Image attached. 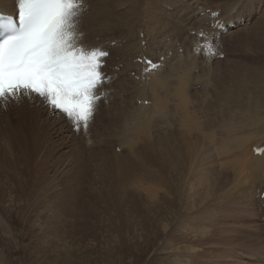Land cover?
<instances>
[{
  "label": "bare ground",
  "instance_id": "obj_1",
  "mask_svg": "<svg viewBox=\"0 0 264 264\" xmlns=\"http://www.w3.org/2000/svg\"><path fill=\"white\" fill-rule=\"evenodd\" d=\"M88 5L79 22L86 42L111 51L107 98L99 101L87 135L38 98L13 102L25 110L24 127L38 146L0 171V225L9 228L14 210L35 212L31 222L40 219L53 233L65 224L70 231L90 225L84 218L93 216L98 202L81 182L96 170L98 183L108 181L119 197L110 221L123 219L120 245L129 241L131 262L137 248H152L169 253L163 258L173 264H264V152L255 153L264 146V0H235L233 6L207 0ZM17 9V0H0L2 12ZM207 9L221 10L219 19L237 25L235 17L247 16L246 10L255 15L247 19L245 34L236 26L220 36L255 48L252 62L213 60L202 57V48L179 47L188 41L186 26H207L210 15H201ZM144 56L165 57L164 67L137 80L131 72ZM88 185L96 188L92 181ZM74 192L80 200L72 199ZM174 226L179 233H170Z\"/></svg>",
  "mask_w": 264,
  "mask_h": 264
},
{
  "label": "snow or ice",
  "instance_id": "obj_2",
  "mask_svg": "<svg viewBox=\"0 0 264 264\" xmlns=\"http://www.w3.org/2000/svg\"><path fill=\"white\" fill-rule=\"evenodd\" d=\"M17 8V17L0 14V106L38 98L87 135L112 77L103 71L107 51L75 43L84 0H17ZM205 47L215 54L211 41Z\"/></svg>",
  "mask_w": 264,
  "mask_h": 264
},
{
  "label": "rangeland",
  "instance_id": "obj_3",
  "mask_svg": "<svg viewBox=\"0 0 264 264\" xmlns=\"http://www.w3.org/2000/svg\"><path fill=\"white\" fill-rule=\"evenodd\" d=\"M207 1L212 4L215 3V5L229 4L233 6L235 3V0ZM225 13H227V11H225ZM245 13L247 16L244 17H247V19L249 18V21H251V19L255 16L252 15L248 10H246ZM248 14L250 15L249 17ZM235 19L238 21L244 20L243 17L240 18L239 16L235 17ZM207 23L209 24L210 22L207 20L206 24ZM239 24L240 23H238L237 25L238 29H240L242 33L245 34V30L247 29L246 26H239ZM197 27V24L194 26H192V24L186 26L187 30H185V36L187 37L188 41L185 42L184 45H181L179 41L177 43L179 47L184 48V50H196V47L202 48V45L200 43L202 40L195 36H192L191 34L192 29L195 30L197 29ZM220 41L223 42V40ZM232 41L233 40L230 36L227 37V41L224 40L223 43L225 46V57L222 60L230 57V59L236 61L239 64L248 61L252 62L255 55L254 51H256V49L250 47L249 44L244 40L240 41L237 46L232 45ZM190 45L195 49H192ZM203 56L204 55L202 54V57ZM13 105L15 107H13ZM24 119L25 110L19 105H16L12 102L9 103L6 108L0 106V171H5L6 167L8 166L7 163L11 159L16 160L19 154L21 155L19 157V160H22L24 158H27L26 155L28 154L32 156L35 153V149H37L36 147L38 145L36 144L35 138L31 135V132L26 130L24 127L27 124L25 123ZM20 127L22 129H20ZM14 137L15 139H17L14 140ZM20 138L25 140V142ZM83 144L86 145V141ZM23 146L24 148H22ZM97 175L98 172H96V170H92V172H89L90 179L84 178L81 182L82 190H85V193H90V197L95 198V200L98 202L96 212L92 213L93 216L88 215L84 218V220L87 221V223H89L90 225L81 227L77 225L71 230V232L69 229L70 224H65L62 225V227H59V230H57L58 232L53 233V227L47 225H39L38 221L40 219L35 223L31 222L32 219H36L35 212L28 211V214H30H27L25 216L22 215V212L14 210L13 214L15 217V221L12 224H9V228H5L4 226L0 225V264H173L163 258V256H169V253H165L164 255L156 254L157 250L152 248L148 251L146 250L148 248H137V259L134 262L130 261L128 252L129 241L127 242V245L125 244L124 247H122L125 232V229L123 227L124 221L122 218V220L120 219L119 221H115L114 224H112L110 221L111 214L116 209L119 197L115 195L112 188L109 187L110 185L108 181H105L104 183H98L99 180L97 179L99 178L101 180V178L100 175ZM105 177L103 176V179ZM104 180H108V177H106ZM90 181H92L94 185L97 183L95 185L97 189L95 187L94 190L93 187L92 189L89 188L88 184ZM98 184L101 185L99 186ZM78 194L74 192L71 195L72 199L80 200ZM75 195H77L76 198ZM60 213L61 212H59V215ZM82 215L81 218L83 217ZM60 216H63L62 213ZM149 225H152L151 222L149 223ZM115 227L117 230L120 229L119 233L122 232L121 238L117 233H115ZM64 232L69 233L67 234L69 238L64 237ZM179 232L180 229H176L175 226L170 231V233L174 234H177ZM199 234H202L201 229L199 231ZM129 238L130 237H128V239ZM204 249H206V246H204ZM111 257L114 258V262L110 260Z\"/></svg>",
  "mask_w": 264,
  "mask_h": 264
}]
</instances>
